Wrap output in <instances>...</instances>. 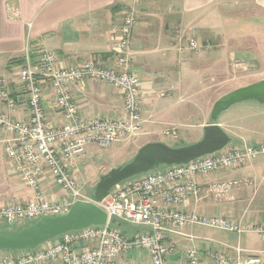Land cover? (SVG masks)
I'll return each mask as SVG.
<instances>
[{
  "label": "crops",
  "instance_id": "obj_1",
  "mask_svg": "<svg viewBox=\"0 0 264 264\" xmlns=\"http://www.w3.org/2000/svg\"><path fill=\"white\" fill-rule=\"evenodd\" d=\"M129 9L134 15L130 70L139 78L141 128L135 135L105 146L87 145L85 153L71 169L78 180L77 173L83 172L87 165L84 160L90 152L95 153L98 146L128 148L131 140L136 148L147 141L167 143L179 134L190 137L198 129L203 133V125L213 122L209 116L213 101L205 99L202 115L190 124L181 119L178 106L189 96L196 95L201 90L200 85L218 80L221 72L227 70L226 76L235 78L256 75L234 87L264 78L263 68L254 72L247 70L252 64L264 61V0H0V86L20 98L12 116H27L26 95L18 78L26 52L36 60L38 48L44 47L56 53L61 66L77 65L94 58L109 65L123 14ZM231 18L250 19L252 22L246 27L253 28L254 32L221 30L227 28L226 22L233 21ZM234 25L235 22L228 27ZM189 37L204 41V49L192 51L187 46ZM232 60L242 66L241 72H236V68L233 71L228 64ZM207 76L211 81H206ZM42 82L47 119L49 123L58 122L60 117L52 107L49 83ZM68 88L82 117L124 115L120 88L89 78L69 82ZM239 104L236 118L215 122L228 131L231 145L264 144V104L253 100ZM6 110L0 99V111ZM165 127L173 128L175 134H166ZM8 136L0 129V206L34 196V190L19 178L6 156L3 140ZM104 165L100 164L97 171L106 167ZM195 181L198 191L186 194L181 209L207 216L220 215L242 223L264 222V153L242 165L198 174ZM221 184L228 186L217 189ZM41 190L47 198H58L62 194L46 172L41 176ZM195 226L198 225L185 226L164 237L165 244L174 245L167 264H187L185 252L189 247L198 250V264H213L208 250L228 256L257 254L264 258V237L256 231L235 232L202 226L206 229L200 232ZM124 228L126 231H121L128 236L138 232ZM6 253L16 252L0 249V255ZM121 258L129 264H150L148 254L143 257L130 252Z\"/></svg>",
  "mask_w": 264,
  "mask_h": 264
},
{
  "label": "built area",
  "instance_id": "obj_2",
  "mask_svg": "<svg viewBox=\"0 0 264 264\" xmlns=\"http://www.w3.org/2000/svg\"><path fill=\"white\" fill-rule=\"evenodd\" d=\"M134 15L131 9L123 14L115 53L109 65L88 59L77 65L61 66L55 52L38 48L34 60L26 52L18 69V78L26 95L27 116L14 118L11 114L20 98L1 84L0 99L6 111H0V129L9 136L3 140L6 156L19 178L34 190V196L0 206V225L29 224L45 215L66 212L75 200L93 201L107 214L103 224H92L68 230L42 248L7 250L16 253L0 255V264H129L121 255L135 249L146 250L150 264H167L174 245L163 242L167 233L188 225L219 228L229 231H256L264 237V222L242 223L220 215H203L185 211L180 205L187 193H197L195 177L221 168L245 164L264 153V144L242 147L227 144L220 150L198 156L185 163L164 165L128 178L114 186L101 201L82 190L71 169L87 145L105 146L124 137L135 135L141 128L142 94L138 76L130 70V38ZM190 49L198 50L202 43L194 37L187 39ZM96 79L123 90L124 115L111 117H82L69 91V82ZM51 90L52 107L60 121L49 123L44 104V87ZM166 134H175L168 129ZM48 173L62 191L58 198H47L41 190V176ZM227 184L216 187L227 188ZM113 218L143 228L131 236L112 226ZM46 241V242H47ZM187 264H198L199 252L186 249ZM213 264H264L257 254L228 256L208 250Z\"/></svg>",
  "mask_w": 264,
  "mask_h": 264
},
{
  "label": "water",
  "instance_id": "obj_3",
  "mask_svg": "<svg viewBox=\"0 0 264 264\" xmlns=\"http://www.w3.org/2000/svg\"><path fill=\"white\" fill-rule=\"evenodd\" d=\"M253 100L264 104V78L237 86L219 95L210 110L211 123L203 125L200 139L178 146L162 141L141 144L126 163L111 167L100 175L92 191L95 201H101L109 191L128 178L164 165L185 163L198 156L220 150L232 138L216 123L218 115L230 106ZM106 212L93 201L75 200L69 209L57 215H45L18 228H0V249L34 248L68 230L106 222Z\"/></svg>",
  "mask_w": 264,
  "mask_h": 264
},
{
  "label": "rangeland",
  "instance_id": "obj_4",
  "mask_svg": "<svg viewBox=\"0 0 264 264\" xmlns=\"http://www.w3.org/2000/svg\"><path fill=\"white\" fill-rule=\"evenodd\" d=\"M231 19L233 21L230 23L226 22L227 23L226 24L224 22V24L227 25V28H223L221 30L238 32V33L239 32H247V31L254 32L253 28L246 27L248 25V22L249 23L252 22V21H250V19H248V18H245V19L244 18H237V19L231 18ZM234 20H237V21H234ZM233 22H235L234 27H228V25L231 23L233 24ZM201 43H202V47L200 49H198V50L191 49V50L195 51V52L202 51L204 49L203 47L206 45V43H204V41H201ZM212 44H215V43H212ZM212 46H214V45H212ZM225 64H227V63H225ZM228 64L232 65V67L234 68L233 71H235V68H236V72H241L242 66L235 65V61L232 60ZM258 68L264 69V61H262L261 64L260 63H257L256 65L252 64L251 69H247V70L254 72ZM227 72H228L227 70H225L224 72H221L220 75L217 77L218 80L215 79L214 83H206L204 85H200L199 89H201V90L196 92V95L189 96L188 98H186L185 100H183L180 103V106H178V112H179L178 114L180 115L181 119L187 121L188 124L196 122L203 113V108H204L203 105L205 104L206 100L207 101H214L219 95L223 94L224 92H226L228 90L235 88L234 87L235 85L240 84L241 82H244L245 80L253 79L256 76V75H252L251 77L245 76L246 78L245 77H241V78L236 77L235 78L233 76H226ZM205 79H206V81H208V80L211 81L209 76L205 77ZM208 89H211V92H209ZM241 103H244V102H241ZM239 105H241V104L236 103V104L230 106L228 109L222 111L218 115L216 120L222 121L224 119L230 120V119L236 118L238 116L236 114V111L239 110L241 107ZM164 129L168 130V129H170V127H165ZM223 130L225 131L226 129H223ZM225 132L228 134V131H225ZM202 134L203 133H201V131L199 129L194 130L193 135H191L190 137L182 136L179 134V136L169 140L170 143L167 141V144H169V145L170 144H175V145L188 144V143H191V142H194V141L200 139ZM129 143H130V146L128 148L126 146H124L123 148L110 149V147L98 146L95 150V153H93V152L89 153V155L86 157L87 159L84 160L87 163L84 171L77 173V176L79 178L78 181H79V183H81L82 190L84 192L91 195L92 191H93V187H94L95 183L97 182V180L99 179L100 175L106 173L107 170L110 169L111 167H116V166L122 165L132 158L134 152L136 151V149L140 145L135 148V145H133L131 140ZM230 143L231 142H229L228 144H230ZM95 154H97L98 156L96 157ZM100 164H106V165H104L106 167L102 168L100 171H97ZM24 225H27V224H22V225H18V226L0 225V228H4V227L14 228V227H22ZM194 225H198V226H195V229L200 231V232L202 231V229H206L205 227H202L201 224H194ZM116 226L119 229L122 227H127V228H130L132 231H140L143 228L142 226L130 224V223H126V222H124V223L122 222L121 225L117 224ZM45 242H43V243H45ZM43 243H41V244H43ZM41 244H39L36 247H39ZM36 247H34V248H36ZM28 249H32V248H24L23 250H28ZM2 250H6V249H2ZM131 252L136 256H143V257H145V255L147 254L146 251L143 249H135V250H132ZM146 263H148V262H146ZM149 263H150V261H149Z\"/></svg>",
  "mask_w": 264,
  "mask_h": 264
},
{
  "label": "trees",
  "instance_id": "obj_5",
  "mask_svg": "<svg viewBox=\"0 0 264 264\" xmlns=\"http://www.w3.org/2000/svg\"><path fill=\"white\" fill-rule=\"evenodd\" d=\"M173 146H178V145H173ZM122 222L124 223L125 221H122V220H120L118 218H113L112 221H111V225L112 226H116L117 224L121 225ZM4 228H6V227H4ZM14 228H18V227H14ZM121 229L123 230V232L126 231V229L124 227L120 228V230ZM6 250H9V249H6Z\"/></svg>",
  "mask_w": 264,
  "mask_h": 264
}]
</instances>
